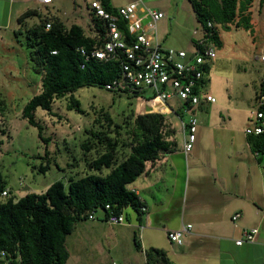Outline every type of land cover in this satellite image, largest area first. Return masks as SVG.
<instances>
[{"label":"trees","instance_id":"trees-1","mask_svg":"<svg viewBox=\"0 0 264 264\" xmlns=\"http://www.w3.org/2000/svg\"><path fill=\"white\" fill-rule=\"evenodd\" d=\"M101 1L107 9L116 10L117 7L110 0ZM191 2L202 25V37L208 42L221 44L216 30L218 24L228 30L233 26H250L251 17L247 13L253 0ZM263 3L264 0L261 1ZM88 9L91 34L86 33L81 24L67 26L57 16L40 18L37 24L26 27L27 18L39 15L36 10H28L18 18L24 29L17 34L25 33L34 71L42 76L41 92L25 105L23 118L38 127L39 136L46 141L48 139L43 137L42 126L36 119L39 108L51 112L55 100L70 95L69 107L82 112L79 101L73 96L77 89L88 86L105 88L122 76L121 61L87 58L81 52V49L88 52L100 48L107 39L105 22L96 17L89 6ZM209 22L212 27L208 26ZM47 23L51 24L49 29L46 28ZM209 70L210 66L206 64L204 85H207L206 74ZM260 90H264L263 85ZM131 96L138 97L139 94ZM6 109L5 101L0 98V136L7 133L4 117ZM174 112L183 116L182 109L175 108ZM134 116L133 125L128 127L123 138L119 131L118 137L112 138L108 130H87L92 140L82 143L84 155L93 149L98 150L94 158H84L92 173L79 177L71 174L67 182L58 180L45 192H27L15 199L0 171V264H66L69 258L67 236L74 231L79 221L88 220L91 210L101 208L106 211V205L109 204L116 213H124L125 208L132 207L142 214L140 208L143 203L128 185L147 171L148 163H154L164 154L174 152L178 141L176 126L166 113L142 112ZM100 118L110 127L114 124L106 111L101 113L97 123ZM116 127L121 128L118 124ZM248 142L252 151L264 154V134L248 136ZM2 143L0 139V146ZM120 146L125 149L120 150ZM45 158L46 162L39 166L42 172L49 170L53 161L48 151ZM57 166L62 168L59 164ZM74 166L69 162V167ZM104 169H107L106 172ZM6 188H9V195L3 197L1 193ZM135 244L141 248L136 234ZM146 261L148 264H174L163 248L156 247L146 250Z\"/></svg>","mask_w":264,"mask_h":264},{"label":"rangeland","instance_id":"rangeland-1","mask_svg":"<svg viewBox=\"0 0 264 264\" xmlns=\"http://www.w3.org/2000/svg\"><path fill=\"white\" fill-rule=\"evenodd\" d=\"M91 1L53 0L47 5L33 4L36 8H40L39 15L26 20L39 22L40 18L57 16L67 26L77 21L85 28L86 33L91 34L90 23L85 21V17H88L86 10ZM110 1L117 7L139 3L140 8L163 10L167 17L158 22V28L159 36L163 35L167 38V40L164 39L167 45L192 51L194 38L203 36L202 25L191 0ZM261 1L253 0L249 7L247 13L251 17L249 27L233 26L228 30L221 24L216 26L221 44L213 43L216 56L208 59L210 70L206 74V89L211 91L219 101L214 107L215 111L214 108L209 110L214 111L213 115L216 116L215 112L219 115L220 110H223L224 116H220L219 122L229 123V131L232 130L231 132L237 136L238 134L244 135L246 126L251 123L246 120V116L250 110L257 107L256 92L261 87V77L264 73V63L257 59L264 53V3L261 4ZM78 12L82 13L79 19L73 17L68 21V17L76 16ZM149 23L146 20V25ZM1 36L0 98L7 106L4 116L7 133L0 136L4 142L0 146V171L12 189L15 199L23 197L27 192H45L52 183L58 180L67 182L71 170L78 177L88 173L89 167L84 162V158L87 157V160L94 158L98 150L93 149L86 156L84 155L81 148L82 143L92 140L87 130H108L112 138L118 137L119 131L123 138L127 134L128 127L133 125L134 114L145 112L149 107L143 98L131 96L130 93L113 92L100 86L82 87L73 93L74 98L80 103L82 112L69 107L70 95L55 100L51 112L41 108L36 111V119L42 126L43 137L48 139L46 141L39 136L38 127L31 125L23 118L25 105L42 89V76L34 71L25 33L15 37L13 32L4 30ZM145 98L149 99L148 92ZM224 105L234 110L233 113L232 110L230 112L227 110L231 114V120L228 119L226 110L222 108ZM103 111L111 115L114 121L111 127L103 118H100V122H96ZM195 113L203 117L206 112L197 108ZM170 118L177 129L176 139L181 142L183 136L180 118L176 114H172ZM187 118L189 117L186 116L185 119ZM117 124L121 128L116 127ZM122 149L124 150L125 147L120 146V150ZM47 151L53 161L49 170L42 172L39 166L46 162ZM198 151L200 150L195 152ZM67 162L75 166L66 168ZM56 163L66 169L58 167ZM124 214L128 216L125 226L104 224L102 228V232L115 230L119 237L118 248L112 250L102 248L101 253L97 254L103 264L104 261L105 264H112L113 261L117 264L121 261L128 264L132 259L131 256L137 252L135 234L139 238V230L134 232L132 227L127 226V223L134 217L135 210L127 207ZM85 221L88 220L84 219L79 222L85 223ZM79 235L80 232L77 230L71 236L73 246L68 243L69 250L72 251L74 257L82 255L78 247L82 246ZM165 238L169 239L168 236L162 234L159 236L162 242ZM104 243L106 241L103 239L101 244ZM232 257L236 258L219 255V262L228 264L227 262L230 261L228 258ZM212 260L218 261L216 257Z\"/></svg>","mask_w":264,"mask_h":264},{"label":"crops","instance_id":"crops-1","mask_svg":"<svg viewBox=\"0 0 264 264\" xmlns=\"http://www.w3.org/2000/svg\"><path fill=\"white\" fill-rule=\"evenodd\" d=\"M33 4L49 3L39 0H0V38L4 30L18 37L17 32L24 29L18 22L19 16L28 10H40ZM86 12L88 17H85V21L89 22L88 7ZM80 15L82 13L78 12L76 16L67 19H79ZM37 23L25 21L26 27ZM160 37L166 44L167 38L163 35ZM168 103L176 109L181 105L176 99ZM217 103L218 98L214 103L202 101L191 110L198 117L199 125L194 147L188 154L183 151L182 120L188 119L185 118L189 117V112L182 111L183 116L180 117L169 106L164 107L162 113L168 116L176 114L180 118L183 137L174 152L164 154L154 163H148L147 171L128 185L129 189L137 191L140 201L147 207L145 213L135 211L134 217L127 223L134 232L139 230L141 244L128 264H148L146 250L151 247L163 248L174 264H226L219 262V255L236 257L228 258V264H264V154L252 151L248 142L249 135L245 131L244 135L237 136L232 130L229 131V123L219 122L224 112L220 110L219 115L217 112V116L213 115ZM197 108L205 111V116L197 115ZM212 108L214 111L210 112ZM222 108L231 120L227 110L233 113V108L228 105ZM251 111L247 113V121ZM197 150L200 151L196 153ZM65 166L68 168L69 162ZM236 213L240 217L233 220ZM104 224L108 223L89 219L85 223L76 224L66 239L69 251L66 264H103L97 254L101 253L102 248H118L119 241L115 230L102 232ZM187 224H191L192 228L186 234L183 244H176L166 238L163 242L159 240L161 234L168 236L169 231ZM249 228L259 229L255 241L237 245L236 240L241 239L243 231ZM77 230L80 232L82 246L78 247L82 255L74 257L68 243L72 244L71 236ZM103 239L106 243L101 244ZM214 257L218 261L212 260ZM119 263L124 264V261Z\"/></svg>","mask_w":264,"mask_h":264},{"label":"built area","instance_id":"built-area-1","mask_svg":"<svg viewBox=\"0 0 264 264\" xmlns=\"http://www.w3.org/2000/svg\"><path fill=\"white\" fill-rule=\"evenodd\" d=\"M50 3L52 0H39ZM144 0H139L143 2ZM90 10L96 17L105 22L107 39L100 48L81 49L87 58L93 57L102 61L116 59L121 61L122 76L105 86L106 90H124L131 95L139 94L145 100L150 112H162L164 107L171 105L170 100H178L179 109L189 112V118L182 120L184 136L183 151L188 154L197 139L199 119L191 110L202 101L216 102L203 83L205 78L204 66L208 59L216 56L212 42L200 37L194 42L193 50L177 48L164 44L159 36L158 22L166 17L164 11L149 7L140 8L139 3L119 6L115 11L107 9L101 0H92ZM146 20L150 23L146 25ZM212 27V23H208ZM51 27L47 23L46 28ZM55 52V51H54ZM259 60L264 63V53ZM264 86V73L261 79ZM148 92L149 99L145 98ZM257 107L251 111L245 133L251 135L264 134V90L257 92ZM173 111L175 108H171ZM178 115V114H177ZM137 196L136 190H132ZM9 195V188L2 191L1 196ZM106 211L101 208L88 213L89 220H103L110 225H121L126 221L124 213H116L109 204ZM142 213L147 211L146 205L140 208ZM101 213V215H99ZM240 217L236 213L232 219ZM191 224L183 225L180 229L168 232V238L176 244H183L186 234L190 232ZM259 233L258 228L243 231V238L236 240L237 245L253 243ZM5 255V252H2Z\"/></svg>","mask_w":264,"mask_h":264},{"label":"water","instance_id":"water-1","mask_svg":"<svg viewBox=\"0 0 264 264\" xmlns=\"http://www.w3.org/2000/svg\"><path fill=\"white\" fill-rule=\"evenodd\" d=\"M9 264H11V263H9Z\"/></svg>","mask_w":264,"mask_h":264}]
</instances>
